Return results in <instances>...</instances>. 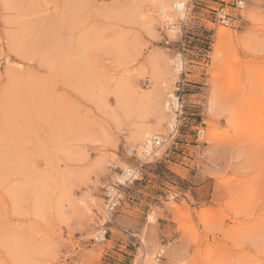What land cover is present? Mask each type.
Here are the masks:
<instances>
[{"label": "rangeland", "instance_id": "374dc122", "mask_svg": "<svg viewBox=\"0 0 264 264\" xmlns=\"http://www.w3.org/2000/svg\"><path fill=\"white\" fill-rule=\"evenodd\" d=\"M153 1L0 0V264L152 263L161 247L160 264H264V0L229 5L230 25L222 0H185L171 44L175 0ZM179 77L172 134L158 122ZM143 126L164 153L109 212Z\"/></svg>", "mask_w": 264, "mask_h": 264}, {"label": "built area", "instance_id": "2783aa9c", "mask_svg": "<svg viewBox=\"0 0 264 264\" xmlns=\"http://www.w3.org/2000/svg\"><path fill=\"white\" fill-rule=\"evenodd\" d=\"M247 4V0H222L220 7L216 8V16L219 21L225 25H230L233 19L232 13L228 10L229 5H235L237 8H244ZM172 9L179 15L178 20H175L173 16L168 13L163 16L164 28L166 30L165 41L167 44H171L175 40H181L184 36V31L188 26V19L191 13L190 5L187 1H177L172 3ZM184 68V55L178 52L175 57V71L181 75ZM183 81L179 77L174 83V89L169 95V112L174 115V123L170 128V132L177 133L180 126V119L184 112V99L182 96ZM204 133V129L200 130ZM173 137V136H172ZM167 138H163L160 135L150 136L142 145L141 155L134 165H128L123 169L120 175L123 176V180L115 181L109 184L106 188V206L109 212H113L120 202L121 185L124 186L127 182H134L143 177L144 167L148 162L149 157H160L164 152L161 151L162 147L166 144ZM128 156L135 155L137 149L129 146L126 149ZM107 230L102 232L105 235ZM165 249L159 248L154 255V261L147 263L144 261L145 254L139 261H133V264H160L164 258Z\"/></svg>", "mask_w": 264, "mask_h": 264}, {"label": "bare ground", "instance_id": "6f19581e", "mask_svg": "<svg viewBox=\"0 0 264 264\" xmlns=\"http://www.w3.org/2000/svg\"><path fill=\"white\" fill-rule=\"evenodd\" d=\"M170 1L171 0H154L153 3H154V5L156 7L159 8V11L161 13L166 14V12L168 11L167 9L169 7L168 5H169V2ZM177 1H183V2H185V0H175V2H177ZM229 37H230V35H229V33H228L227 30H221L219 32V39H220L219 42H221V44L220 43L218 44V50L220 49L219 52L222 50V42H225ZM169 61H172V59L169 60ZM214 92H216V91H214ZM214 94L216 95V93H214ZM215 95H213V97L210 99V104H209L208 109H209V112L212 113V114H220V112H222V110H223L221 108L224 105L221 106V102L218 99L219 96L217 95L215 97ZM163 107H167L169 109V102H165V104L163 105ZM164 120H165V122L168 123L169 127H171L173 125V123H174V115L171 114V116L169 117L168 120L163 115V117L158 122V126H161V124L164 123ZM154 130L156 131V129L154 127H152V126H143L142 129H141V131H140V133H139V135L137 136V140L136 141L141 143V142L146 141V139H148L150 136L157 135L156 133H154V135H152V133H153ZM146 135L148 136L147 138L145 137ZM141 148H142V146H141ZM118 178L120 180H123V176L122 175H119ZM145 258H147V257H145ZM145 262H148V261H145ZM149 263H151V261Z\"/></svg>", "mask_w": 264, "mask_h": 264}]
</instances>
